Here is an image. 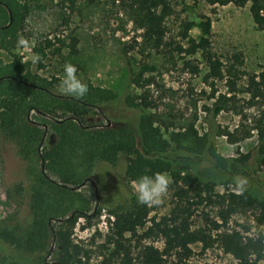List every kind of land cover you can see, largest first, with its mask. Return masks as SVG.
I'll return each mask as SVG.
<instances>
[{
    "label": "trees",
    "instance_id": "1",
    "mask_svg": "<svg viewBox=\"0 0 264 264\" xmlns=\"http://www.w3.org/2000/svg\"><path fill=\"white\" fill-rule=\"evenodd\" d=\"M118 1L134 9L143 41L152 49L169 46L170 58L183 56L184 69L195 76L201 73L197 56L203 60L202 81L209 90L201 95L210 102L203 105L205 129L200 131L192 123L170 131L152 111L146 91L140 97L121 99L113 90L81 78L83 67L77 61L74 38L69 43L57 40L59 46L51 53L43 46L37 48L38 69L45 68L43 59L51 64L59 57V77L43 76L32 62L14 53L21 45L18 41L27 18L32 9H45L54 2L72 11L77 0H0V50L11 58L0 60V141L11 145L13 182L8 191L15 206L0 220V264H94L92 252L76 243L74 234L80 219L91 222L105 208L114 221L99 264H189L196 243L205 250L218 243L240 264H252V255L263 259L262 239L244 242L238 232L222 229L233 216L249 212L257 226L264 225V181L258 178L264 166V66L258 73L246 72L238 55L233 62H224L212 48V21L207 16L198 24L184 22L182 42H168L171 0ZM206 1L250 4L254 22L264 31V0ZM195 27L201 32L197 38L190 34ZM63 48L70 50V56L63 55ZM122 52L131 84L150 86L146 76L158 67L137 63L128 51ZM66 63L74 65L76 75L88 85L84 96L60 91ZM219 82L224 92L218 89ZM118 104L134 120L113 119L104 126L86 122L90 114L107 115ZM251 110L257 113L253 119ZM33 113L37 118L32 119ZM223 113L239 118L234 129L219 122ZM254 136L255 155L238 152L237 158L225 157L218 150V138L236 145ZM156 172L170 176L169 187L175 193L167 214L150 217L148 205L137 202L128 183ZM236 177L246 183L238 187ZM88 184L99 191L100 205L93 209L82 191ZM219 186L227 191L217 193ZM203 205L217 210V220L207 218L204 226L195 227L196 210ZM152 239L161 240L163 246L150 243Z\"/></svg>",
    "mask_w": 264,
    "mask_h": 264
},
{
    "label": "rangeland",
    "instance_id": "2",
    "mask_svg": "<svg viewBox=\"0 0 264 264\" xmlns=\"http://www.w3.org/2000/svg\"><path fill=\"white\" fill-rule=\"evenodd\" d=\"M171 4L173 14L166 22L168 42H182L184 22L198 24L203 16H207L212 21L210 37L214 52L227 63L233 62L234 56L238 55L243 60V69L246 72H260L264 66V31L254 22L250 4L240 7L233 2L220 5L210 4L206 0H171ZM190 34L197 38L201 32L195 27ZM72 38L78 40L77 61L83 67L81 78L91 80L96 86L113 90L121 99L128 95L140 97L146 91L153 106L152 111L170 126V131L180 130L192 123H195L200 131L205 129L203 105L210 102L201 95L202 90H209L202 81L206 73L203 60L197 56L201 73L195 76L184 69L183 56L175 55V58H170L169 46L158 51L152 49L143 41V31L137 26L135 11L130 9L127 3L118 0H77L76 8L72 11L63 10L58 2L45 9L34 8L27 18L21 36L24 43L14 53L24 62H32L34 70L40 69L39 72L43 76L59 77V57L51 64L47 59H43L41 64H44L45 68L38 69L41 58L37 55V48L43 46L51 53L59 46L57 40L69 43ZM122 50L128 51L137 63L147 62L158 67L157 72L146 76V79L151 80L150 86L143 89L131 84ZM68 53L70 50L63 48L65 57L70 56ZM10 59L9 53L0 50V60L8 62ZM217 86L220 92L225 91L223 83L219 82ZM109 110L107 115L98 112L90 114L86 122L89 125L104 126L110 124L113 119L127 122L134 120V115L123 109L120 104L112 106ZM256 114L255 110H251L250 119ZM31 117L37 118L35 113ZM218 120L222 126L234 129L239 118L223 113ZM10 147V144L0 141V220H4L15 209L8 191L13 182ZM217 147L223 156L237 158L238 152L255 155L258 141L254 136L231 145L226 138L221 137L217 139ZM258 178L264 181V166L259 171ZM128 188L135 193L134 182H129ZM82 191L91 199L92 209L100 205L97 196L99 191L94 185L88 184ZM226 191L227 188L222 186L216 189V192L221 194ZM174 193L175 190L168 186L166 196L158 205H148L151 210L149 216L167 214ZM216 212L215 208L204 205L199 207L194 216L195 227L204 226L207 218L217 220ZM253 215L249 212L233 216L222 232H238L244 242L248 238L262 239L264 246V225L257 226ZM113 221L114 218L105 208L91 222L80 219L77 224L75 242L92 252L94 264H99L103 258L100 252ZM149 242L160 248L163 246L161 240L152 239ZM192 248L194 256L189 264H240L239 260L227 253L218 243L207 250L201 243L193 244ZM256 257L251 256L252 264H264V258Z\"/></svg>",
    "mask_w": 264,
    "mask_h": 264
},
{
    "label": "clouds",
    "instance_id": "3",
    "mask_svg": "<svg viewBox=\"0 0 264 264\" xmlns=\"http://www.w3.org/2000/svg\"><path fill=\"white\" fill-rule=\"evenodd\" d=\"M18 43L23 44L24 41L21 39ZM76 71L72 64L66 63L63 66L64 74L60 80L59 89L67 95L82 97L87 93L88 85L76 75ZM170 182L171 178L166 172L141 175L134 182L137 202L143 205H158L166 196ZM235 183L238 187H242L246 181L242 177H236Z\"/></svg>",
    "mask_w": 264,
    "mask_h": 264
}]
</instances>
